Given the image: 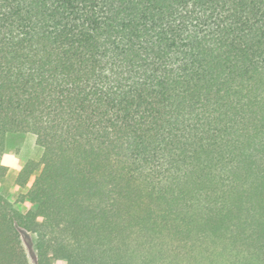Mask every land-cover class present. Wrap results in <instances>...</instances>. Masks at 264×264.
I'll return each mask as SVG.
<instances>
[{
	"label": "trees",
	"instance_id": "16d2710c",
	"mask_svg": "<svg viewBox=\"0 0 264 264\" xmlns=\"http://www.w3.org/2000/svg\"><path fill=\"white\" fill-rule=\"evenodd\" d=\"M20 230L37 264H264V0H0V264Z\"/></svg>",
	"mask_w": 264,
	"mask_h": 264
},
{
	"label": "rangeland",
	"instance_id": "374dc122",
	"mask_svg": "<svg viewBox=\"0 0 264 264\" xmlns=\"http://www.w3.org/2000/svg\"><path fill=\"white\" fill-rule=\"evenodd\" d=\"M8 154V171L2 181V190L5 198L12 202L17 208L26 211L31 208L27 202H18L21 193L26 192V188H18L14 184V179L20 168L18 155L25 159L39 161L42 155V148L36 143L35 136L31 133H15L8 136L5 146ZM20 241L27 260L30 264H37L38 253L35 248L34 236L24 230H20ZM52 264H67L64 259H55Z\"/></svg>",
	"mask_w": 264,
	"mask_h": 264
}]
</instances>
